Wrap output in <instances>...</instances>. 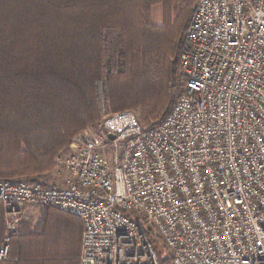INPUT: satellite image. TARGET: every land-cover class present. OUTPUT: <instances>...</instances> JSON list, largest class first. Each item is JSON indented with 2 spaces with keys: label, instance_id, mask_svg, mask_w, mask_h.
<instances>
[{
  "label": "built area",
  "instance_id": "built-area-1",
  "mask_svg": "<svg viewBox=\"0 0 264 264\" xmlns=\"http://www.w3.org/2000/svg\"><path fill=\"white\" fill-rule=\"evenodd\" d=\"M178 67L155 127L110 113L56 157L61 182L0 178L1 260L49 206L82 222L79 264H161L153 233L169 264H264V0H196Z\"/></svg>",
  "mask_w": 264,
  "mask_h": 264
},
{
  "label": "trees",
  "instance_id": "trees-1",
  "mask_svg": "<svg viewBox=\"0 0 264 264\" xmlns=\"http://www.w3.org/2000/svg\"><path fill=\"white\" fill-rule=\"evenodd\" d=\"M195 4L0 0V178L43 176L72 138L108 112H136L144 129L158 125L182 93L179 50ZM63 215L80 223L71 254H52L40 219L29 217L0 264H79L83 225ZM4 235L0 203V246ZM151 240L161 242L154 233ZM161 246L160 263L169 264Z\"/></svg>",
  "mask_w": 264,
  "mask_h": 264
},
{
  "label": "crops",
  "instance_id": "crops-1",
  "mask_svg": "<svg viewBox=\"0 0 264 264\" xmlns=\"http://www.w3.org/2000/svg\"><path fill=\"white\" fill-rule=\"evenodd\" d=\"M39 209L40 207H30L22 221L33 217L36 223L40 219V225L43 226V229L48 234L45 238L50 243L48 250L58 256L71 254L76 247V233L80 224L79 221L65 216L63 213L60 214L51 210L42 213ZM39 246L33 245L31 247L33 250H37L38 248L41 250L43 246Z\"/></svg>",
  "mask_w": 264,
  "mask_h": 264
},
{
  "label": "rangeland",
  "instance_id": "rangeland-1",
  "mask_svg": "<svg viewBox=\"0 0 264 264\" xmlns=\"http://www.w3.org/2000/svg\"><path fill=\"white\" fill-rule=\"evenodd\" d=\"M182 46V45H181ZM179 52H180V50H179ZM136 113V112H135ZM108 114H110L109 112L108 113H106L103 117H102V119L100 120V122H98L97 124H95V125H93V126H86L83 130H86V128L87 127H90L91 129H92V131L94 132V131H100V129H101V124H102V121H103V119L105 118V116H107ZM136 115H137V113H136ZM137 117H138V115H137ZM82 130V131H83ZM81 131V132H82ZM80 132V133H81ZM76 137V136H75ZM73 139V138H72ZM71 139V140H72ZM70 143V142H69ZM68 148H69V144H68V146L59 154L60 156H64V155H67V153H68ZM60 165V166H59ZM57 164V159H55L54 160V166L52 167V169L49 171V172H47L46 174H44L43 176H41L40 178H42V179H44L46 182H53V181H57V182H61V180L63 179V178H67V176L69 175L68 174V172L65 170V168L63 167V165L60 163V164ZM56 170H60L61 172H60V174H59V176H57L56 175V173H55V171ZM18 181V180H17ZM162 243L160 242V243H155L154 244V247L155 246H157L159 249H162ZM163 251H165V250H163ZM164 254H166V251H165V253Z\"/></svg>",
  "mask_w": 264,
  "mask_h": 264
},
{
  "label": "water",
  "instance_id": "water-1",
  "mask_svg": "<svg viewBox=\"0 0 264 264\" xmlns=\"http://www.w3.org/2000/svg\"><path fill=\"white\" fill-rule=\"evenodd\" d=\"M108 138L109 139H113L114 138V135L113 134H108Z\"/></svg>",
  "mask_w": 264,
  "mask_h": 264
},
{
  "label": "bare ground",
  "instance_id": "bare-ground-1",
  "mask_svg": "<svg viewBox=\"0 0 264 264\" xmlns=\"http://www.w3.org/2000/svg\"><path fill=\"white\" fill-rule=\"evenodd\" d=\"M190 21V20H189Z\"/></svg>",
  "mask_w": 264,
  "mask_h": 264
}]
</instances>
